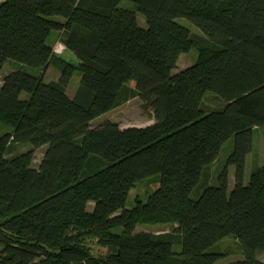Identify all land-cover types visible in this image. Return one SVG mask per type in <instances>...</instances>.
I'll return each mask as SVG.
<instances>
[{"label":"trees","instance_id":"obj_1","mask_svg":"<svg viewBox=\"0 0 264 264\" xmlns=\"http://www.w3.org/2000/svg\"><path fill=\"white\" fill-rule=\"evenodd\" d=\"M58 16L65 22L50 19ZM59 41L77 62L57 55ZM192 50L195 63L173 75ZM6 65L14 70L0 85V264H217L229 237L245 256L230 264H264V165L243 181L264 128V0H4L0 74ZM50 67L60 79L45 84ZM153 98L149 127L108 121L92 130L99 116ZM155 176L147 202L120 212ZM141 224L179 228L136 233Z\"/></svg>","mask_w":264,"mask_h":264},{"label":"rangeland","instance_id":"obj_2","mask_svg":"<svg viewBox=\"0 0 264 264\" xmlns=\"http://www.w3.org/2000/svg\"><path fill=\"white\" fill-rule=\"evenodd\" d=\"M4 0H0V3ZM54 21L59 22H65V19L58 16V17H52L50 18ZM182 24H184L186 27H188L192 33L199 32L197 28L192 27L190 22L187 19H182ZM137 23L139 26L143 29L147 28L146 19L145 17L138 13L137 14ZM54 51L59 56L65 57L70 62H77L73 54L70 52H67L65 50L64 45L59 41L55 43ZM197 57V52L195 50H192L188 53H184L181 55L178 59L177 66L172 69V74L177 75L184 71V69L190 67L192 64L195 63ZM5 68L1 71L0 74V85L2 84V80L4 77L10 74L14 69L10 65L4 66ZM60 79V74L55 68L50 67L44 74V83L48 84L51 81H58ZM81 81V76H79V73L75 74L73 79L71 80V83L68 87V94L72 98L74 97L76 91L78 90V86ZM126 84L133 89L140 90L141 85L140 82L137 80H133L129 78L126 81ZM156 98H153L147 105L146 108L143 107V102L140 99L133 100L124 106L113 110L111 113L99 116V118L95 119L91 125L92 130L97 131L100 129V127L108 122V121H114L120 124L123 128H146L149 127V125L154 124L153 119V110L152 106ZM63 113L61 116L57 117L53 123L52 128L53 130H56L59 128V125L62 122ZM1 134V133H0ZM231 142V141H230ZM253 143H254V149L250 153L249 157L247 158L246 165H245V174H244V184L248 185L250 183L251 173L252 170L255 169V167H262L264 165V128L256 130L253 136ZM228 146L225 148V151H223L218 159V163H214V165L211 167L214 173V169L219 167V163H224L227 159V155L229 153L228 149L231 146L229 143ZM28 150H32V145H26V146H20L16 149V151L20 152H26ZM34 156V165L38 166L39 162L42 160L45 149H39L36 150ZM229 175H228V191L231 192L235 185H236V178L235 173L236 169L233 166H229ZM212 173V174H213ZM214 175V174H213ZM159 176L152 177V179L139 181V183L136 184V187L129 193L128 195V201L126 202L123 209L120 210V212H123L124 210H128L133 208L136 205V201L138 199H141L143 202H147L148 196H150L156 189H158L159 185ZM213 177L210 179V182H212ZM213 183V182H212ZM179 228L178 225L175 224H157L154 226L150 225H139L136 227L135 232L136 233H142V232H150V233H167V232H174ZM181 231L184 233L190 232V221L185 220L183 226L181 227ZM117 232H121V229L117 230ZM210 242L213 244V246L217 245V241L215 238V228L210 229ZM219 246L223 248L225 251H227V254L220 258L218 260L217 264H230L238 261H242L245 256L243 255V251L241 249L240 243H238V240L234 237H229L228 239H225L219 243ZM93 250L97 254L99 252L98 247L95 245ZM258 260L264 262V252L258 253Z\"/></svg>","mask_w":264,"mask_h":264}]
</instances>
